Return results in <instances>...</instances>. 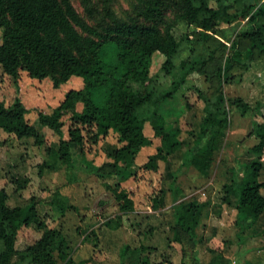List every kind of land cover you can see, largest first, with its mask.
Wrapping results in <instances>:
<instances>
[{
    "label": "trees",
    "instance_id": "1",
    "mask_svg": "<svg viewBox=\"0 0 264 264\" xmlns=\"http://www.w3.org/2000/svg\"><path fill=\"white\" fill-rule=\"evenodd\" d=\"M73 1L0 0V67L14 78H18L21 71L32 78H49L55 87L74 76L83 79L84 87L69 90L51 114L38 113L39 122L58 133H62L63 115L72 113L69 138L61 139L58 148L48 147L47 151L57 162L71 165L74 163L73 145L79 146L83 155L87 143L90 146L98 144L111 131L116 133L122 145L109 153L111 161L96 165L84 156L83 163L101 178H118L114 186L109 183L105 186L113 191L123 213L134 211V201L122 189L121 183L135 175L133 167L139 152L152 144L145 133L146 123L151 124L160 145L155 153L148 156L143 169L157 171L160 161L166 162L183 146L181 129L172 132L167 129L166 120L160 112L161 104L176 96L186 82L187 74L200 71L207 64L202 60L191 62L188 73L156 95L150 74L153 54L159 52L165 56L162 70L170 75L175 68L174 58L181 47V41L174 33L178 23L195 24L202 30L200 35L207 39L208 33L217 31L221 21L232 23L237 19H248L247 27L230 47L231 55L227 56L224 66L218 68L219 86L213 97H206L200 91L205 103L204 116L196 136L190 133L195 138L185 155V164L194 167L203 176L210 175L215 154L227 137L232 108L243 115L261 113L262 120L256 121L253 126L257 142L249 150L255 158L243 165L241 179L233 177L231 182L224 184L220 204L215 205L211 198L204 202L193 199L177 203L174 208L176 224L168 243L177 242L183 245L184 250L185 241L196 243L198 228L212 206L221 209L222 206L233 207L237 210L235 225L241 228L252 226L264 213V180L260 178L264 169V111H260L259 103L254 107L242 97L227 96L223 82L233 84L237 74H233L232 70L236 66L247 71L253 60L264 57V0L259 5L249 0H233L234 4H244L242 11L234 14L229 12L233 4H225L229 0H141L135 17L123 19L107 10V19L96 26L89 24L77 12ZM83 1L93 17L90 0ZM171 14L173 19H170ZM239 38L250 43L244 52L239 48ZM183 66L186 67L185 62ZM242 78L243 74H239V81ZM78 103L83 104L81 111L77 110ZM26 113L27 108L20 99H16L10 107L0 102V135L4 131L19 139L33 138L37 145H42L44 137L26 118ZM45 167L55 168L50 163H44L39 174ZM29 181L26 177H16L11 183L19 192L28 186ZM9 198L8 190L0 187V264L90 263L87 258L75 260L74 249L62 230L48 226L38 210L40 199L32 197L25 206H11ZM165 200L166 191L161 190L158 196L153 197V209L163 207ZM50 204L60 215L69 209H76L58 193ZM118 219L116 222L107 221L106 225L119 227L121 217ZM29 226H34L42 234L20 250L17 247L19 231ZM83 241L97 246L99 236L91 230L83 236ZM150 252V247L144 244L134 249L125 245L120 251L121 264L127 259L134 264H152ZM223 258L222 255L219 260Z\"/></svg>",
    "mask_w": 264,
    "mask_h": 264
},
{
    "label": "rangeland",
    "instance_id": "2",
    "mask_svg": "<svg viewBox=\"0 0 264 264\" xmlns=\"http://www.w3.org/2000/svg\"><path fill=\"white\" fill-rule=\"evenodd\" d=\"M140 1L90 0L93 17L87 12L83 0H74L73 4L89 24L96 26L98 22L107 19V10L123 19L135 17ZM249 1L259 5L263 0ZM234 3L233 0L225 2L233 4L229 12H241L244 4ZM173 18L174 15L171 14L170 19ZM247 20L237 19L232 23L221 21L217 31L208 33L207 39L200 35L202 30L195 24L185 21L178 23L174 33L181 41V47L174 58L175 68L170 75L162 70L165 56L159 52L153 54L150 74L156 95L188 73L191 62L202 60L207 61V64L204 69L187 74V80L176 96L161 104L160 112L166 120L167 129L171 132L181 129L183 146L166 162L160 161L157 171L143 169L148 156L155 153L160 145V139L154 136L151 124L146 123L145 133L152 144L139 152L133 167L135 175L121 183L122 189L134 201V211L131 213L121 212L115 194L105 186V183L114 186L118 178H101L83 163L84 156L96 165L111 161L109 153L122 145L116 133L111 131L98 144L90 146L87 143L83 155L80 147L73 145L71 151L74 163L71 165L57 162L48 154V147L58 148L61 139L69 138L72 113L70 111L63 115L62 133L42 125L38 120V113L51 114L69 90L84 87L83 79L74 76L55 87L49 78H32L25 71L14 78L0 67V102L10 107L16 99H20L27 108L26 118L37 127L45 140L42 145H37L33 138L19 139L1 131L0 187L6 188L10 194L8 204L25 206L32 197L40 199L38 210L48 226L60 228L74 249V259L79 261L87 258L90 259L89 264H121L120 251L123 246L128 245L134 249L142 244L150 247L149 259L152 264H264V213L252 226L241 228L235 225V208L222 206L221 209L212 206L198 228L196 243L185 241V250L177 242L168 243L176 224L174 208L177 203L193 199L204 202L211 198L215 205L220 204L224 184L231 182L233 177L241 179L243 165L255 158L249 150L257 142L253 126L256 121L262 120L261 113L253 115L248 112L243 115L238 109L232 108L227 137L215 154L210 175L203 176L194 167L185 164V155L193 145L194 136L199 131L204 116L205 103L200 91L206 97H213L215 94L219 86L218 68L223 67L227 56L231 55L230 47L238 34L247 27ZM1 32L2 29L0 42ZM238 41L242 52L250 46L248 40L239 38ZM232 73L237 74V77L233 84L223 82L225 94L229 97H242L254 107L259 103L263 113L264 57L253 60L247 71L236 66ZM239 74H243L240 81ZM82 108L83 104L78 103L77 110L81 111ZM192 132L195 133L194 136L190 135ZM44 163H50L55 168L45 167L43 173L39 174L40 166ZM16 177L30 180L28 186L19 192L11 183ZM260 178L264 180V169ZM161 190L166 191L165 205L155 210L153 197L158 196ZM262 192L264 194V190ZM57 193L67 198L76 209H69L64 215L54 210L50 202ZM119 217V227L106 225L107 221L116 222ZM91 230H95L99 236L97 246L83 241V236ZM41 234L34 226L21 228L17 240L18 249H24ZM222 255L224 258L219 260ZM124 264L134 263L127 259Z\"/></svg>",
    "mask_w": 264,
    "mask_h": 264
}]
</instances>
